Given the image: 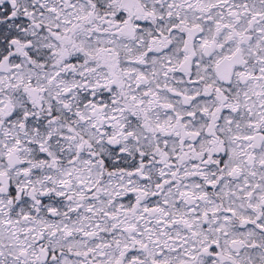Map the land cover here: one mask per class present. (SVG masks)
<instances>
[{"label":"snow or ice","instance_id":"snow-or-ice-1","mask_svg":"<svg viewBox=\"0 0 264 264\" xmlns=\"http://www.w3.org/2000/svg\"><path fill=\"white\" fill-rule=\"evenodd\" d=\"M0 264H264V0H0Z\"/></svg>","mask_w":264,"mask_h":264}]
</instances>
